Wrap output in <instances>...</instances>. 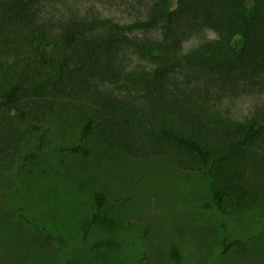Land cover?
<instances>
[{
	"label": "rangeland",
	"instance_id": "374dc122",
	"mask_svg": "<svg viewBox=\"0 0 264 264\" xmlns=\"http://www.w3.org/2000/svg\"><path fill=\"white\" fill-rule=\"evenodd\" d=\"M63 1L121 22L144 17L151 5V0ZM43 5L54 9V4ZM228 28L242 39L254 33L249 26ZM133 33L156 39L167 33L180 38L185 49L217 35L214 29L187 19L169 28L160 22ZM134 59L119 83H98L88 93L59 97L43 124L46 148L24 172L20 168L27 143H35L38 135L18 150L0 141L2 161L13 159L11 168L0 171V264H144L147 260L151 264H264V73L222 76L190 66L178 72V90L197 99L211 121L252 117L263 125L249 147V194L225 215L201 206L208 190L199 172L181 169L167 158H133L107 148L97 132L83 142L90 149L88 155L61 150L79 141L85 116L105 96L143 89L146 74L138 63L147 71L151 66L137 56ZM95 191L108 201L103 213L110 222L94 225L84 236L83 224L93 210ZM122 197L127 198L124 203L115 202ZM225 230L227 240L239 237L245 243L220 256ZM100 239L108 241L102 250L87 248ZM173 245L178 259L170 254Z\"/></svg>",
	"mask_w": 264,
	"mask_h": 264
},
{
	"label": "trees",
	"instance_id": "16d2710c",
	"mask_svg": "<svg viewBox=\"0 0 264 264\" xmlns=\"http://www.w3.org/2000/svg\"><path fill=\"white\" fill-rule=\"evenodd\" d=\"M43 2L54 9H44ZM180 19L210 27L217 35L185 49L180 38L167 33L163 39L133 33L160 22L169 28ZM230 26H249L253 36L234 37ZM135 56L151 66L147 71L138 63L146 74L143 89L105 96L85 116L79 141L61 150L86 156L90 149L83 142L97 132L107 148L133 158H167L205 179L203 208L227 214L249 194V147L260 136L262 122L252 117L211 121L197 99L178 90V72L190 66L222 76L263 74L264 0H151L147 14L129 22L96 9H74L63 0H0V141L18 150L38 135L35 143H27L20 168L24 172L46 148L43 124L59 97L88 93L98 83H119ZM12 163V158L4 163L0 157V171ZM92 200L84 236L94 225L110 222L103 213L105 195L95 191ZM226 233L220 256L245 243L239 237L227 240ZM107 242L100 239L86 246L96 252ZM170 254L178 259L175 245Z\"/></svg>",
	"mask_w": 264,
	"mask_h": 264
}]
</instances>
